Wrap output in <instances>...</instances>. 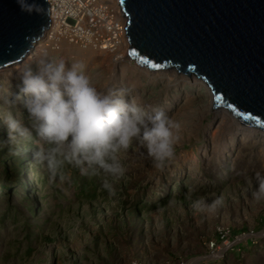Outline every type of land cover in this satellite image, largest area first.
Returning <instances> with one entry per match:
<instances>
[{"label": "rangeland", "instance_id": "obj_1", "mask_svg": "<svg viewBox=\"0 0 264 264\" xmlns=\"http://www.w3.org/2000/svg\"><path fill=\"white\" fill-rule=\"evenodd\" d=\"M100 31L92 46L59 38L54 28L28 63L0 69V116L23 68L35 71L39 59L80 60L102 91L126 90L148 114L164 111L180 123L174 158L156 169L134 142L120 156L124 176L108 191L100 176H81L70 165L51 176L34 160L36 142L0 145V264H264V198H253L258 183L251 179L264 173L263 132L237 129L195 77L147 71L122 47L125 65L116 64L114 53L97 46L100 33L110 37ZM13 114L27 122L23 109ZM196 200L202 210L192 207Z\"/></svg>", "mask_w": 264, "mask_h": 264}, {"label": "water", "instance_id": "obj_2", "mask_svg": "<svg viewBox=\"0 0 264 264\" xmlns=\"http://www.w3.org/2000/svg\"><path fill=\"white\" fill-rule=\"evenodd\" d=\"M128 56L150 72L174 70L210 89L213 106L264 131V0H118ZM22 13L0 0V69L12 67L50 28V4Z\"/></svg>", "mask_w": 264, "mask_h": 264}, {"label": "clouds", "instance_id": "obj_3", "mask_svg": "<svg viewBox=\"0 0 264 264\" xmlns=\"http://www.w3.org/2000/svg\"><path fill=\"white\" fill-rule=\"evenodd\" d=\"M16 3L28 15L45 11L40 0ZM35 64V71L30 66L20 71L18 92L3 101L8 111L0 116L5 129L0 145L36 142L34 160L44 164L51 176L70 165L81 176H100L102 188L108 191L124 176L120 156L134 142L143 146L154 168L172 161L181 128L172 116L159 110L148 114L126 90L102 91L83 61L47 58ZM15 108L26 113V123L13 114ZM251 179L258 183L253 198H264V173L256 171ZM222 199L217 197L207 207L219 205ZM203 203L196 200L192 207L202 210Z\"/></svg>", "mask_w": 264, "mask_h": 264}, {"label": "bare ground", "instance_id": "obj_4", "mask_svg": "<svg viewBox=\"0 0 264 264\" xmlns=\"http://www.w3.org/2000/svg\"><path fill=\"white\" fill-rule=\"evenodd\" d=\"M49 2L51 5L50 28L47 29L44 32L43 36L35 43L33 49L26 54V56L23 58L24 60L22 59L18 63H20L21 65L28 63V61H30V59L34 57L36 48L42 45L40 42H42L45 39L47 33L53 31L54 28L55 31L58 33L59 38H62L63 35H65L66 38L69 37V39H71V37L78 38V39L75 38L73 39L76 40V41H72L75 43H82L81 39H84L90 41L93 46L96 43L94 39L95 37H93V35H95V31H100L101 28L103 27L105 31L104 33H106L105 35L109 34L111 38L101 37L102 34L100 33V36H97V42H99L97 43V46L100 44L98 48L99 49L106 48V50H109L110 52L114 53L115 56L114 62L116 64L119 63L125 65L124 64V62H126L124 59L125 55L126 58L127 57L129 58L128 59L129 61L132 60L128 56V52L125 53L124 55L121 54L120 51H117L119 47H122V49L123 48L128 49L129 47L127 41V34L125 30L126 18L121 9V6L119 5L118 0H49ZM119 18L124 21V22L122 21V24L121 22L119 23L118 21H116ZM89 19H90L89 27L92 28L86 27L87 20ZM104 39L106 40L111 39V40L105 42L104 44H101L102 41L104 42ZM71 45H75V44H71ZM133 63L135 66H139L136 65V62L133 61ZM129 65L130 64L126 66ZM17 66L19 65H15V66L13 65L14 67L13 71L18 69ZM211 100L213 106L212 92H211ZM214 109H218V108L214 107ZM221 109L230 116L229 117L230 120L234 121L233 118L236 119L235 123L237 129H240L241 127L240 124H241L243 126H246L243 128V130L248 131L249 133H253L255 131L258 132L261 131L260 129H257L255 127L249 128L250 126L241 123V121L237 117H235L229 110L225 108H221ZM262 132L264 134V131Z\"/></svg>", "mask_w": 264, "mask_h": 264}, {"label": "built area", "instance_id": "obj_5", "mask_svg": "<svg viewBox=\"0 0 264 264\" xmlns=\"http://www.w3.org/2000/svg\"><path fill=\"white\" fill-rule=\"evenodd\" d=\"M49 1V0H48ZM49 4H50V2H49ZM50 11H51V5H50ZM50 15H51V13H50ZM89 28H92V27H89ZM222 235H223V237H224V233H222ZM233 243H235V242H233Z\"/></svg>", "mask_w": 264, "mask_h": 264}]
</instances>
